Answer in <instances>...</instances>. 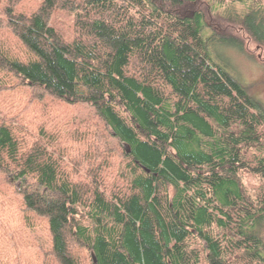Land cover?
Returning <instances> with one entry per match:
<instances>
[{"label": "trees", "instance_id": "trees-1", "mask_svg": "<svg viewBox=\"0 0 264 264\" xmlns=\"http://www.w3.org/2000/svg\"><path fill=\"white\" fill-rule=\"evenodd\" d=\"M24 1L0 0V264H264V191L240 174L264 179L246 161L264 104L216 58L245 44L213 31L207 0ZM229 20L264 49L263 4ZM47 101L94 116L61 124Z\"/></svg>", "mask_w": 264, "mask_h": 264}, {"label": "rangeland", "instance_id": "rangeland-1", "mask_svg": "<svg viewBox=\"0 0 264 264\" xmlns=\"http://www.w3.org/2000/svg\"><path fill=\"white\" fill-rule=\"evenodd\" d=\"M43 0H25L22 3L20 8L23 12L31 14L36 11L40 6ZM208 5L210 17H208L207 22L212 27L214 25L213 31L217 35L228 33V35H234L238 37L245 44L244 52H239L230 47H224L223 45H217L215 48V53L219 56V61L221 58L226 59L230 63V67L234 72V75L238 81L250 92V94L256 99L260 100L264 104V49L259 46L251 43L249 37L246 36L240 30V26L237 25L234 21L231 23L229 18H237L238 14H241L246 11V8L252 3H261L264 5V0H207L205 1ZM74 15L69 13L66 9H58L52 15L50 20L51 25H53L57 31L69 42H71L76 33L74 26ZM240 30V31H239ZM1 38L8 42V45H16L13 36L7 31L2 34ZM18 50L20 47L17 48ZM221 57V58H220ZM21 92V91H20ZM21 97H25L26 94L20 93ZM47 103H52L51 108L58 109L61 113L60 122L63 120H72L73 118L80 120H85L94 116V111L88 106H76V107H59L58 104L47 101ZM63 115V116H62ZM77 121V122H78ZM93 121L99 122L96 119ZM79 125V124H78ZM77 126V125H76ZM75 127V129H77ZM55 132L60 131L57 128H54ZM65 133V132H63ZM67 140L71 137L70 133L65 134ZM115 141L110 139V149L111 152L106 155L112 165V169H118L123 166L124 162L121 157V152L119 147L116 146ZM115 147L116 149L112 148ZM249 154L246 158L248 163L256 164V161L259 159H264V142L262 141L259 145H255L252 148L248 149ZM241 179L243 185L247 192L254 198L257 199L260 197L261 193L264 191V179L259 175L252 174L249 172H241ZM1 182V180H0ZM43 232V231H42ZM39 233L42 241L47 242L46 233ZM236 254V253H235ZM234 264H245V260L237 259L234 261Z\"/></svg>", "mask_w": 264, "mask_h": 264}, {"label": "water", "instance_id": "water-1", "mask_svg": "<svg viewBox=\"0 0 264 264\" xmlns=\"http://www.w3.org/2000/svg\"><path fill=\"white\" fill-rule=\"evenodd\" d=\"M93 260H94V263H97V258L95 255H93Z\"/></svg>", "mask_w": 264, "mask_h": 264}]
</instances>
